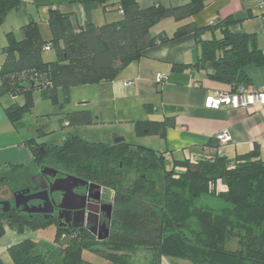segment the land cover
<instances>
[{"label":"trees","instance_id":"16d2710c","mask_svg":"<svg viewBox=\"0 0 264 264\" xmlns=\"http://www.w3.org/2000/svg\"><path fill=\"white\" fill-rule=\"evenodd\" d=\"M22 4L23 0H0V25ZM118 5L124 11L122 19L103 26L86 23L74 29L69 15L50 9L48 40L34 21L22 27L21 40L13 33L7 35L0 99L23 98V104L14 103L6 109L11 124L22 127L24 115L34 107L35 91L54 102L61 95L65 106L73 88L113 82L148 48L188 35L196 39L200 55L194 64L179 68L229 85L228 92L252 86L248 67H264V38L261 47L258 35L233 32L231 18L203 28L187 24L173 38L163 32L151 35V30L167 19L179 22L199 12L202 0L146 9L136 0H119ZM217 30L221 38L203 39ZM47 47L54 51L55 60L43 59ZM92 123L90 111L68 113L60 120L61 126L69 127ZM166 126L138 122L136 133L163 135ZM26 143L37 169H53L60 177H75L113 194L105 239L87 228L57 230L55 247L60 264H92L83 259L84 250L101 254L110 264H132L131 257L140 251L150 254L148 264H163L164 258L191 264H264V160L258 146L234 159L217 154L171 161L152 148L87 141L75 135L62 144H41L34 139ZM5 186L13 193L33 188L27 175ZM14 211L0 209V239L7 229L23 233L51 225L43 218ZM232 243L236 248L229 247ZM37 247L33 240L11 246L12 264H48V254L37 253Z\"/></svg>","mask_w":264,"mask_h":264},{"label":"crops","instance_id":"0c3cea01","mask_svg":"<svg viewBox=\"0 0 264 264\" xmlns=\"http://www.w3.org/2000/svg\"><path fill=\"white\" fill-rule=\"evenodd\" d=\"M118 1L23 0V5L29 3L37 8L49 5L51 6L49 10L57 9L69 15L73 28L78 29L86 23L103 26L121 20L123 16L118 12L121 7ZM136 1L143 9L159 5L177 7L190 2V0ZM260 1L202 0L203 8L199 12L179 22L167 19L155 26L151 30V35L155 37L163 32L168 38H173L176 31L187 24L194 23L198 28H203L213 22L231 18L234 20L230 26L233 32L254 33L258 35L260 46L263 47L264 17L259 6ZM21 7L17 11H20ZM49 10L45 14L46 19ZM38 24L43 37L48 40L50 31L47 24L44 27L43 24ZM21 29L19 35H16L18 40L22 39ZM221 35V31L217 30L215 33H206L203 39L221 38ZM48 52L53 50H46L43 59L46 62L55 60L46 58L45 54ZM199 55L200 47L193 35L172 42H158L148 48L141 58L122 70L113 82L73 88L71 96L76 104L72 111H90L95 124L110 128L105 131L106 140L96 142L115 144L116 139L123 138L127 143L155 149L165 155L167 160H196L203 156L217 155L219 146L217 135L227 131L232 140L225 147L222 156L234 159L258 146L264 160V106L257 105L249 109L206 108L205 103L209 95L228 92L231 87L210 80L203 73L191 69L182 71L179 68L194 64ZM4 61L5 57L1 61L0 70ZM246 72L252 80V87H264V67L250 66ZM160 76H164L161 83L158 82ZM14 103L23 104V98L4 96L0 99V185L2 183L7 185L24 175L38 178L40 173L34 162L33 152L26 143L33 138L26 134L22 127L17 129L7 117L6 109ZM64 108L65 106H60L61 110ZM138 122L166 123L167 126L163 135L155 131L137 135ZM62 127L69 128L67 124ZM75 135L86 140L85 136H80L77 132ZM69 136L72 135H62L58 140L63 142ZM7 188L8 186H4L1 193L6 192ZM111 199L113 197L110 195L107 200L110 202ZM27 231L33 230H25L23 234L32 233ZM18 233L15 228L7 229L5 236L0 239V247H6L0 249L2 264H12L8 252L11 246L24 240L37 242L32 234L31 237L24 239L18 236ZM141 253L144 252L140 251L137 255ZM169 262V258L163 259V264H170ZM146 263L148 264L147 259Z\"/></svg>","mask_w":264,"mask_h":264},{"label":"rangeland","instance_id":"374dc122","mask_svg":"<svg viewBox=\"0 0 264 264\" xmlns=\"http://www.w3.org/2000/svg\"><path fill=\"white\" fill-rule=\"evenodd\" d=\"M23 5V4H22ZM51 8L49 5H45V7L37 8L31 6L29 3L23 5L20 11L14 9L10 11L4 22L0 25V64L2 59L5 57L4 48L7 46V35L9 33H13L15 36L19 35V31L24 24H27L30 21H34L37 23L47 24L48 19H46V13ZM42 9V10H40ZM44 29V28H43ZM50 51V50H49ZM46 58L48 60L55 58V53L48 52ZM34 98V107L29 113H26L22 120V129L23 131L30 135L31 138L37 140L41 144H55V142L59 143L58 138H61L62 135H75L77 132L80 136H85L87 141H99L106 140L105 139V131L109 130L103 126H98L93 123L89 126H71L68 129L63 128L60 125V120L67 115L68 113H72L75 107V100H71L68 104L65 105L63 110L60 109V106L63 105V98L61 95L58 96L57 101H53L49 98H45L40 92L35 91L33 93ZM92 126V127H91ZM77 129V130H75ZM42 133V134H41ZM76 136V135H75ZM58 140V141H57ZM65 140V139H64ZM64 142V141H63ZM60 142L59 144H62ZM131 182L134 181V174H131L129 177ZM93 189V188H92ZM97 190L98 189H93ZM102 191V190H101ZM102 195L109 199L110 194L108 191L104 190L101 192ZM58 227L56 224H51L46 229H41L39 231H27L32 232L31 234L37 240V249L36 252L40 254H48L49 263L48 264H60L61 258L59 255L58 249L54 246V241L56 239ZM31 234H19L22 238L31 237ZM26 235V236H24ZM230 248H236V245L232 243ZM6 247H0V249H5ZM144 252V251H141ZM2 252H0L1 254ZM150 257V254L144 252L140 255H135L131 257L132 264H147L146 259ZM83 259L86 262H90L92 264H110L108 260H106L101 254L96 253L92 250H84L83 251ZM170 264H182L186 262L187 264H191L187 261L177 260L169 258Z\"/></svg>","mask_w":264,"mask_h":264},{"label":"flooded vegetation","instance_id":"af4514ba","mask_svg":"<svg viewBox=\"0 0 264 264\" xmlns=\"http://www.w3.org/2000/svg\"><path fill=\"white\" fill-rule=\"evenodd\" d=\"M40 173L38 175V178L36 177L35 179H33V176H31L33 188L30 189L32 191H34L35 189H38V191H40L41 187L45 186V184L50 185L54 183L56 179L66 178V177H60L59 175H57L56 178H51L49 176L41 177ZM4 186L5 183H2L0 185V190ZM74 192L77 195L75 198L78 199V201L75 200L74 196H72V198L74 199H72L71 196H69L67 200L65 199V201H63L65 197L63 193L54 194L53 199L55 201V205L53 211H51L50 213H43V214L27 213L23 211V207L17 209L15 207V202L12 203V208L16 210L14 211L15 213H19L21 215L43 218L46 221H49L51 224H56L58 229L59 228L64 230L78 229L71 227L73 223H77L81 218V214L78 213V211H75L74 207L84 205L86 202L84 203L83 199L81 198L87 197V203H86L87 207L85 211V225L82 228H87L91 232H95V235L102 236L104 229H107V223L109 220L108 219L109 211H107V209L105 208V205L110 204L109 200H107V198L104 197L100 191L90 189L89 187L88 188L79 187L74 189ZM40 204L44 205V202L41 203L39 201H34L30 203V205H35V206H38ZM47 208L49 209L50 207L48 206Z\"/></svg>","mask_w":264,"mask_h":264},{"label":"water","instance_id":"95a60500","mask_svg":"<svg viewBox=\"0 0 264 264\" xmlns=\"http://www.w3.org/2000/svg\"><path fill=\"white\" fill-rule=\"evenodd\" d=\"M123 142H125L123 138H119L115 140V144H119ZM40 175L41 177L49 176L51 178H56L58 175V172L53 169L45 168L41 170ZM33 179H35V177H33ZM79 187H82V188L89 187L90 189L93 188V189H98V190L103 189L99 186L90 184L84 180L68 176L63 179H56V181H54V183L50 185L45 184V186L41 187L40 191H38V189H35L34 191H32L31 189H27V190H22V191L13 193L12 191L9 190V188H7L6 195H3V193L0 192V208H2V211L4 213H7L12 208V203L15 202V207L17 209H19L20 207H23V211L27 213H31V214L50 213L51 211H53V208L55 205V201L53 199L54 194L63 193L65 195L63 201H65V199L67 200L69 196H71V198L72 196H74L75 198L77 195L75 194L74 189L79 188ZM81 199H83L84 203L85 202L87 203V197H83ZM75 200L78 201V199L76 198ZM34 201H39L41 203L44 202V205L43 204H40L38 206L30 205V203ZM86 203L82 206L74 207V210L78 211V213L81 214V218L77 223H73L71 227L73 228L84 227L85 211L87 207ZM48 206L50 207L49 209L47 208ZM105 208L107 209V211H109L108 219H111V212L113 208L112 204L105 205ZM92 233L95 235V232H92ZM108 234H109L108 229H104L103 231L104 237L100 236V240L105 239L108 236Z\"/></svg>","mask_w":264,"mask_h":264},{"label":"built area","instance_id":"2783aa9c","mask_svg":"<svg viewBox=\"0 0 264 264\" xmlns=\"http://www.w3.org/2000/svg\"><path fill=\"white\" fill-rule=\"evenodd\" d=\"M259 6L263 10L264 17V1L261 0ZM118 12L120 15H124L122 7L118 9ZM46 50H50L49 47H47ZM163 79L164 76H160L158 78V82L161 83ZM257 105L264 106V87L254 88L250 86L246 89H240L236 93L219 92L215 95H209L205 103L206 108L217 110L222 107H229L233 109H249ZM217 140L219 142L217 154L219 156H222L225 147H227L231 143L232 139L230 134L227 131H224L217 135Z\"/></svg>","mask_w":264,"mask_h":264}]
</instances>
